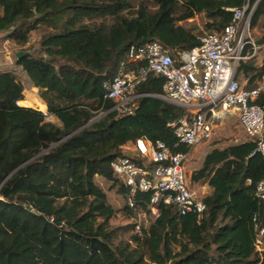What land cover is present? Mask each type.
I'll use <instances>...</instances> for the list:
<instances>
[{"label":"trees","instance_id":"16d2710c","mask_svg":"<svg viewBox=\"0 0 264 264\" xmlns=\"http://www.w3.org/2000/svg\"><path fill=\"white\" fill-rule=\"evenodd\" d=\"M243 1L0 0L6 39L24 46L33 30L50 28L40 40L42 54L24 50L16 63L54 115L50 120L41 108L18 104L29 102L24 85L0 68V264H264V250L256 247L264 226V199L256 195L264 156L253 153L254 141L213 148L192 172L191 182L211 189L201 216L161 204L139 233L137 219L148 211L151 193L138 191L134 206L126 198L134 233L114 245L111 219L119 209L97 177L117 180L111 162L138 140L189 152L175 145L169 126L185 109L160 98L164 78L151 75L139 90L152 95L141 97L133 113L109 112L84 126L112 106L103 83L122 62L136 67L127 58L131 44L158 39L176 54L189 50L201 35L183 22L204 13L207 27L220 30L232 19L228 8ZM263 15L259 0L252 24ZM248 61L237 78L244 65L248 78L264 81V64ZM121 189L126 195L122 182Z\"/></svg>","mask_w":264,"mask_h":264},{"label":"built area","instance_id":"2783aa9c","mask_svg":"<svg viewBox=\"0 0 264 264\" xmlns=\"http://www.w3.org/2000/svg\"><path fill=\"white\" fill-rule=\"evenodd\" d=\"M258 2L244 0L241 6L228 8L232 11L230 22L220 30L205 32L199 45L177 54L158 39L131 44L127 58L136 62V67L129 68L122 62L117 74L103 83L104 97L112 106L101 115L133 113L141 97L152 95L139 90L142 84L151 75L161 76L163 91L158 96L185 109L183 115L169 123L177 137L175 145L192 148L206 143L214 133L216 120L234 110L240 126L256 144L253 153L258 151L264 156V104L259 102L264 81L248 87L237 78L241 63L256 57L262 48L252 27ZM42 112L54 119L47 110ZM144 142L146 147L137 141V156L123 154L111 162L114 175L127 189L129 204L134 206L138 191H148V211L143 213L148 221L159 216L161 204H171L181 214L196 212L201 216L207 206L191 189L185 167L188 152H174L160 140ZM256 195L264 199V179L258 182ZM141 228L137 221L135 230L140 233ZM263 235L264 226L256 241L260 252L264 250Z\"/></svg>","mask_w":264,"mask_h":264},{"label":"rangeland","instance_id":"374dc122","mask_svg":"<svg viewBox=\"0 0 264 264\" xmlns=\"http://www.w3.org/2000/svg\"><path fill=\"white\" fill-rule=\"evenodd\" d=\"M209 19L204 13L197 14L194 18L189 19L187 22H183L186 26H192L195 28L196 32L199 35H203L205 32L211 31L207 27L206 23ZM254 28L253 35L255 39L264 45V15L261 16L256 24H252ZM50 31V28L43 25L36 30H33L30 33L29 42L24 45L15 44L13 41L6 42V34L0 33V68L2 70H12L16 73L18 79L22 81L25 90L24 94L31 105L34 108H45L46 102L40 95V90L37 87L33 86L32 81L26 74V72L18 66L17 53L19 51L30 50L33 54L38 55L42 54L40 40L42 36ZM248 64L257 68L264 64V47L261 52L254 57L252 60L248 61ZM246 67H241L238 78L241 83L245 84L248 87H253L256 85L258 78L250 79L245 75ZM25 98V99H26ZM38 108V109H39ZM41 110V109H40ZM42 111V110H41ZM104 110H100L96 117H101ZM249 139L248 135L244 132L242 127L239 124L238 115L234 110L227 112L226 116L223 119L216 120V126L214 133L209 141L206 143L190 148L188 152L187 159L185 161L186 173L188 178L191 180L192 169L198 168L201 165L202 156L206 151H211L213 148H224L232 144L240 143ZM138 143H128L123 148V153L138 155ZM98 184L106 191L109 202L116 208L119 209V212L114 218L111 219V225L115 228L116 234L114 239V245H118L122 241L130 240L131 236L134 233V226L136 219L130 217V210L127 207L126 195L122 192L121 181L119 178L117 180H108L102 176L97 177ZM191 182V181H190ZM192 191L196 194L197 197H204L209 193V188L207 185L202 183L190 184ZM148 218L141 214L138 217L137 221L140 222L141 226H148ZM260 255H257V258ZM213 264H220L214 262Z\"/></svg>","mask_w":264,"mask_h":264},{"label":"bare ground","instance_id":"6f19581e","mask_svg":"<svg viewBox=\"0 0 264 264\" xmlns=\"http://www.w3.org/2000/svg\"><path fill=\"white\" fill-rule=\"evenodd\" d=\"M18 103L21 105H31L30 102H25V101H21V100H19ZM41 110H46V109L41 108ZM139 145H141L142 147H146L144 140H139Z\"/></svg>","mask_w":264,"mask_h":264},{"label":"crops","instance_id":"0c3cea01","mask_svg":"<svg viewBox=\"0 0 264 264\" xmlns=\"http://www.w3.org/2000/svg\"><path fill=\"white\" fill-rule=\"evenodd\" d=\"M261 44V46H262V48L264 47V45L262 44V43H260ZM262 48H261V50H262ZM261 50H260V52H261ZM259 52V53H260ZM19 66V65H18ZM20 68H21V66H19ZM126 146V145H125ZM209 151H206L204 154H203V156H202V161H201V165H202V163H203V161H204V158H205V156L207 155V153H208ZM201 165H200V167H201ZM186 167V166H185ZM200 167H198V168H200ZM198 168H194V169H192V172L194 171V170H196V169H198ZM191 172V173H192ZM191 181V180H190ZM203 185H207V184H203ZM208 186V185H207ZM208 188H209V191L211 190L210 189V187L208 186Z\"/></svg>","mask_w":264,"mask_h":264},{"label":"water","instance_id":"95a60500","mask_svg":"<svg viewBox=\"0 0 264 264\" xmlns=\"http://www.w3.org/2000/svg\"><path fill=\"white\" fill-rule=\"evenodd\" d=\"M23 53H24V51H19V52L17 53V57L19 58ZM96 119H97V118H93L91 121H89L88 123H86L84 126L89 125L91 122H93V121L96 120ZM81 128H82V127H81ZM55 221L58 222L57 219H55Z\"/></svg>","mask_w":264,"mask_h":264}]
</instances>
